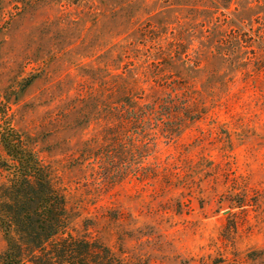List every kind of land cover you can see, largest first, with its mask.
Wrapping results in <instances>:
<instances>
[{
  "label": "rangeland",
  "instance_id": "374dc122",
  "mask_svg": "<svg viewBox=\"0 0 264 264\" xmlns=\"http://www.w3.org/2000/svg\"><path fill=\"white\" fill-rule=\"evenodd\" d=\"M2 120L117 264H264V0H0Z\"/></svg>",
  "mask_w": 264,
  "mask_h": 264
},
{
  "label": "trees",
  "instance_id": "16d2710c",
  "mask_svg": "<svg viewBox=\"0 0 264 264\" xmlns=\"http://www.w3.org/2000/svg\"><path fill=\"white\" fill-rule=\"evenodd\" d=\"M0 264H117L109 247L68 232L65 197L50 168L9 121L0 124Z\"/></svg>",
  "mask_w": 264,
  "mask_h": 264
}]
</instances>
